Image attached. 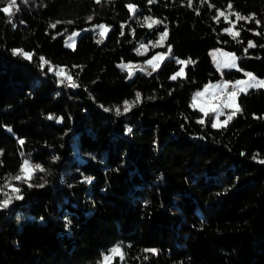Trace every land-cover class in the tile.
Here are the masks:
<instances>
[{
    "label": "trees",
    "instance_id": "trees-1",
    "mask_svg": "<svg viewBox=\"0 0 264 264\" xmlns=\"http://www.w3.org/2000/svg\"><path fill=\"white\" fill-rule=\"evenodd\" d=\"M169 46L155 71L144 66ZM215 46L264 75V0H17L11 22L0 11V184L24 159L44 169L0 208V264H96L115 246L125 257L111 264H264V88L212 127L191 99L220 76ZM177 60L191 63L173 80ZM127 62L144 71L129 78Z\"/></svg>",
    "mask_w": 264,
    "mask_h": 264
},
{
    "label": "snow or ice",
    "instance_id": "snow-or-ice-1",
    "mask_svg": "<svg viewBox=\"0 0 264 264\" xmlns=\"http://www.w3.org/2000/svg\"><path fill=\"white\" fill-rule=\"evenodd\" d=\"M97 2H99V0H97ZM149 2H151V0H149ZM188 6L191 7V0H188ZM129 12L130 13H134L135 11V5L134 4H128L127 5ZM229 8H231V4H229L228 6ZM17 9V0H7V6L3 7L2 9H0V11H3L5 14H7L9 16V22H11V16L13 14V11ZM233 15H235L236 20L237 21H243V20H248V19H253L254 15H250V16H244L241 15L239 13H233ZM220 16H224V18L227 20L228 17L221 12L220 10H217V17H214V19H218ZM92 18L89 17V20H91ZM146 19H150V18H146ZM59 23V21L57 22ZM69 23H71L69 21ZM162 23L159 20H155L152 19L151 22L148 24V27H152L154 24H159ZM257 23H259V21H257ZM53 27H55V25H53ZM94 27H98L100 29L99 35L101 38H103L107 32V26L101 24L98 26H94ZM225 31L231 32V29H225ZM233 35V37H237L239 35L238 32H234L231 33ZM259 34V33H257ZM73 35L75 36L76 33H73ZM168 33L167 30H165L164 32L160 33V38L159 40H157L155 42V44H153V47L160 45L163 43V41L166 39ZM152 43V42H149ZM141 48L146 47L145 45L141 44L140 45ZM248 47H255V45L253 44L252 41L248 42ZM220 51V50H217ZM247 51V50H245ZM171 52V46H169V51L168 52H158L156 53V55L152 56L151 59L146 60L145 64L150 65L152 67V70L155 71L156 68H158L160 66V62L163 61L167 56L170 55ZM13 54L14 55H18V54H22L25 56V58H31L30 54L27 53H23L22 50L19 49H13ZM41 60L44 63H47V61H44V58L42 57ZM236 60L237 57H235L233 54L231 53H221V58L218 60L217 62V68L219 70V68L221 67H225V68H234L236 67ZM178 64L180 65H184L186 63H191V61H182V60H177L176 61ZM123 68L128 70V75L129 78L134 74V72L132 71L133 69V65L131 64H124L122 65ZM136 68H138L140 71H144V68L142 66H135ZM49 71H52L51 68L48 69ZM64 70L60 69V73H62ZM60 73H57L58 75ZM184 74V67H181L180 70L178 72H176L172 77H170L171 79L175 80L177 77H181ZM245 76L247 77V79H240V80H236L234 83L229 82V81H224L223 83H218L215 85L209 84L205 86V91L201 92V93H197L196 97L193 98V105L196 104L197 98L198 97H203L204 99L202 100V107L200 108V110L202 112L205 113V115H208L209 112H213L216 114L217 116V120L212 122V127H220L222 126L221 122H219V116L221 114V111L223 108H233L234 110L228 114L227 119L225 121H223V124L226 125L228 121H230L237 112L240 111L239 107L236 106V98L241 94V93H246L249 89H256V88H264V79H258L256 76H254L252 73L247 72L245 73ZM69 81V86L70 87H76L77 85L71 80V77L67 78ZM63 82V81H62ZM231 83V90L229 91V84ZM140 100V94L137 93L136 94V102H139ZM131 104L128 101L124 102V111L127 112L130 110ZM105 111H108V109H105ZM117 114H119V109H117ZM51 118V117H50ZM200 123H203V120L199 121ZM130 131V130H129ZM21 143H23V141H21ZM255 159V157H253ZM55 159V157L53 158ZM261 163H264V161H261ZM44 171V169L42 168L41 165L39 164H32L28 159L23 160L22 164L20 165V174L12 177L11 179L13 180H24L25 182H27L28 179L31 178V175L33 174L34 171ZM85 181L86 182H91V177H85ZM6 187L11 188V191L15 195V199L19 200L22 199V197L20 195H18V193L20 192V189L17 187H13L10 183L6 182ZM31 186V185H30ZM42 187V185H40ZM12 202V197L9 196L6 199L0 201V208H6L8 207V205ZM146 251H151L153 253H155V249H149ZM118 256L120 258V260H124L125 257V253L122 251V249L119 246H115L112 249L109 250V254L104 256V262L105 264H111V261L113 259V257Z\"/></svg>",
    "mask_w": 264,
    "mask_h": 264
},
{
    "label": "rangeland",
    "instance_id": "rangeland-1",
    "mask_svg": "<svg viewBox=\"0 0 264 264\" xmlns=\"http://www.w3.org/2000/svg\"><path fill=\"white\" fill-rule=\"evenodd\" d=\"M227 29H231V32L233 33L235 31V21L234 20H231L229 26L227 27ZM79 32L78 29H75L72 31V33H70L69 35L66 36L65 38V44L69 45V46H73L74 43H75V39H76V36H77V33ZM73 33H76V35L74 36ZM99 36V33L97 34ZM160 38V37H159ZM156 39L154 42H152L150 45H148V43H141L143 45H145L146 47L144 48H141L140 45L138 46V49L140 51H146L148 48H150L151 46H153V44H155V42L157 40ZM163 44V43H162ZM160 44V45H162ZM158 46V45H157ZM217 50H220V51H217ZM158 52H168L167 50H164V49H158L156 51H154V53L148 57L147 60L151 59L152 56L156 55V53ZM231 53L233 54L235 57H237V54L233 51V50H230V49H227V48H224V47H221V46H215V47H212L210 48L209 50V53H210V56H211V60L213 62V64L217 67V62L218 60L221 58V53ZM126 64H131L133 65L134 67L139 65V63L137 62H127ZM146 68H149L150 65H147L145 64L144 65ZM133 67V68H134ZM181 67H184V65H179V67L177 68V72L180 70ZM60 69L61 68H55L53 69L56 74L57 73H60ZM218 69V68H217ZM227 69H237L240 71V74H233L232 77H227L224 75L223 71L227 70ZM64 70V69H63ZM247 72H250L252 73L254 76H256L258 79H264V75L262 76H259V75H256L253 73V71L247 67H243V66H240L238 64V60H236V67L234 68H225V67H221L219 68V73H220V76L216 79H212V80H207L205 81L200 87L196 88L192 94V104H193V98L196 97L197 93H201V92H204L205 91V86L206 85H209V84H212V85H215V84H218V83H223L224 81H229V82H232L234 83L236 80H240V79H247V77L245 76V73ZM57 77H58V80L60 81H65V83H69L68 81V77H70L66 72L65 70L60 73L59 75L57 74ZM229 91L231 90V83L229 84ZM204 98L203 97H198L197 98V101H196V104L195 106H197L198 108H201L203 105H202V100ZM236 106H238V102H237V98H236ZM234 109L233 108H223L222 111H221V114L219 116V122H221V124H223V121H225L227 119V116L228 114H230ZM217 120V116L215 113L212 112V122ZM25 160V159H24ZM20 174V172L18 173ZM18 174H15L13 176H11L10 178H8L5 182H3L2 184H0V201L6 199L7 197L9 196H15L17 194H14L12 191H11V188L9 187H6V182L10 183L13 187H17L18 188V184L21 180L17 181V180H13L11 179L12 177L18 175ZM19 194V193H18ZM108 255V254H107ZM103 261H104V258H103Z\"/></svg>",
    "mask_w": 264,
    "mask_h": 264
},
{
    "label": "crops",
    "instance_id": "crops-1",
    "mask_svg": "<svg viewBox=\"0 0 264 264\" xmlns=\"http://www.w3.org/2000/svg\"><path fill=\"white\" fill-rule=\"evenodd\" d=\"M96 264H105V262H104L103 259H102L100 262H98V263H96Z\"/></svg>",
    "mask_w": 264,
    "mask_h": 264
},
{
    "label": "bare ground",
    "instance_id": "bare-ground-1",
    "mask_svg": "<svg viewBox=\"0 0 264 264\" xmlns=\"http://www.w3.org/2000/svg\"><path fill=\"white\" fill-rule=\"evenodd\" d=\"M96 36V35H95Z\"/></svg>",
    "mask_w": 264,
    "mask_h": 264
}]
</instances>
